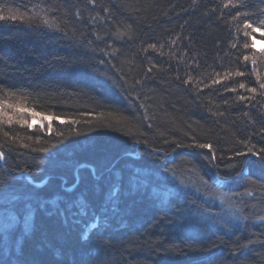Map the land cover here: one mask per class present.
<instances>
[{"label":"trees","instance_id":"obj_1","mask_svg":"<svg viewBox=\"0 0 264 264\" xmlns=\"http://www.w3.org/2000/svg\"><path fill=\"white\" fill-rule=\"evenodd\" d=\"M0 15L17 17L0 20V99L66 121L0 124V264H264V163L235 155L264 148V52L245 28L264 29V0H0Z\"/></svg>","mask_w":264,"mask_h":264},{"label":"snow or ice","instance_id":"obj_2","mask_svg":"<svg viewBox=\"0 0 264 264\" xmlns=\"http://www.w3.org/2000/svg\"><path fill=\"white\" fill-rule=\"evenodd\" d=\"M90 3H94L95 0H89ZM6 18H11L13 20L17 19V17L15 15H12L10 17H6L5 15H0V20H4ZM42 23L46 26H49V27H54L56 26L52 21H50L48 18H43L42 20ZM245 28H251L254 32H257V31H261V29L259 27L257 28H253L252 24L251 23H245ZM118 34L119 35H124V33H121L118 31ZM245 35H248V33H245ZM149 47L151 48H155V45H149ZM245 47H248L247 44H245ZM244 59L245 60H248L249 57L248 56H244ZM253 63H255V61H253ZM149 71H151V69H149ZM236 75H243L242 72H237ZM216 82H219V81H216ZM240 88H244V84H240L239 85ZM261 88H264V84H261L260 85ZM232 91H235V89H231ZM250 91L252 92H255L256 89L255 88H252L250 89ZM6 95L8 96H14L15 93H7L6 92ZM241 100L244 99L243 96L240 97ZM9 109H11L12 111L10 112ZM25 112H28L30 113L31 117H32V122L29 123L28 120H26L23 115H19L18 118H17V115L18 114H22V113H25ZM40 116H43V119L44 120H48V125H47V131L49 133L52 132V123H51V120L53 119H56V120H59L60 123H65L66 121L64 119L61 118L60 115H43L42 113H38V112H35L34 110L32 109H29V108H25L23 105L19 104V103H10L8 100L6 99H0V124H5V125H12L13 122H15L16 124L18 125H27L28 128H32L33 125L35 123H37V118L40 117ZM103 117H104V114L101 113L100 114V120H99V123H104V120H103ZM71 124H79L81 121L79 119H70L69 121H67ZM85 123H91L90 121H85ZM40 128L41 130L44 129V125L43 123L40 124ZM0 131H3L2 129H0ZM264 131V130H262ZM3 135L5 137H8L9 136V132L8 131H3ZM57 135H63L62 132H58ZM13 139H15V137H13ZM137 143H139V141H137ZM242 143L245 144V146L247 147V152H237L235 153L236 156H244V155H247V154H251L255 157H257V159L261 162V163H264V148L260 149L259 151H256L254 149V146L252 147H248L247 146V142H243ZM25 147H27V145H24ZM179 146V145H178ZM195 147H198V148H201V149H208L209 153L211 154V159L212 160H215L217 157H216V153L213 149V145L211 142H208V143H195L194 145ZM41 151H43V149H40ZM155 151V150H154ZM5 159V153L3 151H0V160H4ZM221 159H223V157H221ZM229 159H232V158H229ZM136 177V180L137 182H139L141 179L143 180H146V181H151L152 180V177L151 176H142V174L140 173H134L132 174ZM121 180L124 179L123 176H121L120 178ZM129 185L131 186L132 185V181L131 179H129L128 181ZM204 183L206 184L207 181H204ZM136 187L138 188L139 187V183L136 184ZM247 195L251 196L252 195V192L251 191H247ZM120 198V191H119V184L118 183H114L108 193H107V199L111 202H115V201H118ZM7 203L8 201H6V204L4 207V211H7ZM13 206H15V204H13ZM88 206V202L87 200L85 199L84 202L81 204V208L83 209H86ZM245 219H247V217H245ZM260 220L264 221V216L262 217H259ZM90 226V225H89ZM249 243H253V241H249ZM262 243H264V241H262ZM247 245H243L242 247H246Z\"/></svg>","mask_w":264,"mask_h":264},{"label":"rangeland","instance_id":"obj_3","mask_svg":"<svg viewBox=\"0 0 264 264\" xmlns=\"http://www.w3.org/2000/svg\"><path fill=\"white\" fill-rule=\"evenodd\" d=\"M34 16L36 18L40 19L42 18L43 19V16L38 14L37 12L34 13ZM264 25V24H263ZM249 44H250V47L252 48V50L254 52H261L263 51L264 52V29H262L261 31H257V32H251L249 33ZM259 60V55H256L253 57V61H255V63ZM262 84H264V73L262 74ZM9 111L11 112L12 110L9 109ZM19 115H23V117L29 121V123L32 122V117L30 115V113L28 112H25V113H22V114H18L17 115V118ZM48 120H44L43 117H38L37 118V123H35L33 125V127H39L40 128V124L43 123L44 125V129L43 130H47V125H48ZM32 127V128H33Z\"/></svg>","mask_w":264,"mask_h":264}]
</instances>
